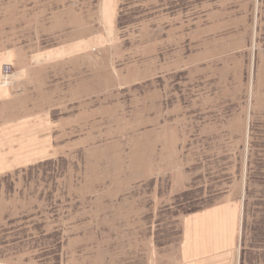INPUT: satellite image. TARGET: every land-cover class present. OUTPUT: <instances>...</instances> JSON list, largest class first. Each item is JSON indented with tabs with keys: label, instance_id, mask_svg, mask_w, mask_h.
Listing matches in <instances>:
<instances>
[{
	"label": "rangeland",
	"instance_id": "rangeland-1",
	"mask_svg": "<svg viewBox=\"0 0 264 264\" xmlns=\"http://www.w3.org/2000/svg\"><path fill=\"white\" fill-rule=\"evenodd\" d=\"M232 202L264 264V0H0V264H178Z\"/></svg>",
	"mask_w": 264,
	"mask_h": 264
},
{
	"label": "crops",
	"instance_id": "crops-1",
	"mask_svg": "<svg viewBox=\"0 0 264 264\" xmlns=\"http://www.w3.org/2000/svg\"><path fill=\"white\" fill-rule=\"evenodd\" d=\"M239 214L237 202L192 214L187 220L178 264H236Z\"/></svg>",
	"mask_w": 264,
	"mask_h": 264
}]
</instances>
